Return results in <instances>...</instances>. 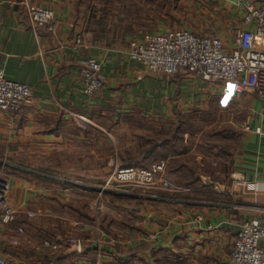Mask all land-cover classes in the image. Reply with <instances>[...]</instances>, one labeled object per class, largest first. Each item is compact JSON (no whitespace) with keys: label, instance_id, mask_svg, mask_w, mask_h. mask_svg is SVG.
Segmentation results:
<instances>
[{"label":"crops","instance_id":"1","mask_svg":"<svg viewBox=\"0 0 264 264\" xmlns=\"http://www.w3.org/2000/svg\"><path fill=\"white\" fill-rule=\"evenodd\" d=\"M117 1L124 5L123 14L116 7ZM128 1L0 0V69L8 80L31 87L35 100L17 114L0 112V172L10 180V202L19 212L11 224L0 222V257H5L8 264H66L68 255L79 256L76 264H226L241 225L264 219V107L255 94L243 96L251 103V111L237 125L233 142L228 141L218 154L220 179L213 181L217 187L200 176L194 185L178 187L168 197H162V191L152 187L148 192L153 195L144 198V205L149 204L147 212L138 211L139 218H132L130 214L135 213L127 204L142 197L109 186L108 171L104 175L101 169L80 164L87 157L93 161L100 155L96 147V152L83 147L72 154L67 149L59 151L60 161L73 154L79 161L69 172L59 173L60 181L57 175L33 170V161L45 156L46 151L57 147L60 150L72 141L82 145L100 141L110 144V152L108 147L101 151L109 167L114 162V130L127 127L122 118L130 123L138 116L157 122L151 129L158 134L162 128L172 129L179 116L204 111L213 96H226L229 91L233 95L222 82L216 85L220 91H215L195 73L150 74L131 61L126 53L129 42L154 32L146 24L132 22L133 7ZM217 1V9L229 17L224 26L220 24L228 28L227 32L221 30L217 36L230 47L235 39V31L230 30L244 15L247 0ZM31 7L53 11L54 32L32 22L28 16ZM243 28L247 27L242 21L235 30ZM78 39L81 44H76ZM85 58L101 63L105 87L95 95L86 94L79 76L80 61ZM105 112L119 120L109 125L95 119ZM136 134L144 143L141 141L139 150L128 158L138 156L151 139L148 130ZM162 152V147L157 148L148 160ZM170 154L166 158L173 159ZM170 170L181 172L182 168ZM38 198L56 209L58 214L49 216L58 219L40 221L28 216L38 215L31 208ZM85 205L94 214L87 217L79 213ZM72 207L77 211L70 219L65 214ZM98 208L103 210V216ZM112 209L115 214L109 213ZM67 225L71 229L65 234ZM119 225L121 236L116 234ZM102 227L111 240L109 244L114 245L115 240L120 247L103 248L84 240L80 255L70 245L58 251L43 247L45 240L98 235ZM18 228L24 232L19 233ZM58 228L65 232L60 233ZM47 230L58 234L51 237Z\"/></svg>","mask_w":264,"mask_h":264},{"label":"rangeland","instance_id":"2","mask_svg":"<svg viewBox=\"0 0 264 264\" xmlns=\"http://www.w3.org/2000/svg\"><path fill=\"white\" fill-rule=\"evenodd\" d=\"M126 1L129 2L128 0ZM130 2H132L130 8L133 7L131 8L133 14L130 16V18H132V22L141 23L142 25L146 24L147 26H149L148 30H153V32H158L161 30L184 29L198 34H210L216 36L220 34L219 31L226 29L227 32L228 30V28H224L223 26L224 23H226L225 20H227L229 17L221 14V10L217 9V0H131ZM123 6L124 5H122L121 2L117 1L116 7L120 9L118 10L120 11V14L124 13L122 9L124 8ZM240 16V20L233 26L234 28L230 30V33L232 31L236 32L235 27L241 24L243 15L241 14ZM221 23L223 26H220ZM160 25L161 27H163L162 29H160ZM225 35L227 36V33H225ZM225 42L228 43L227 41ZM209 83L212 85V87L215 88V91L216 89H220L219 87H216L218 82ZM243 96L235 97L230 93V91L226 94V96H224L223 94H221L219 97L213 96L206 104L204 111L198 110V112L182 116L181 121L183 123H181L182 125L179 128V136L173 143V146H175L176 149H174L173 147L172 150L170 149V144L168 145V148L170 149L169 152L173 153L169 154L171 156L174 155L173 159L166 158L164 152L163 155H156L151 160L147 159L146 162H144V166L136 164L126 165L124 163L129 160L128 157H130V153L139 150L140 142H143V139H140V134L136 133H144L146 132V130H148V132H151L149 137L155 140L170 138V128H162L160 131H158L159 133L156 134L155 129H151V126L155 123L157 124V122L145 121L138 116L135 117V119H132V123L129 122V119L122 118V122L127 127H116V131L114 130L113 134L115 135L116 141L114 144L113 165H109L108 167L105 155L101 154V151H105L106 147L109 148L110 152V144H107L105 142L102 143L100 141L95 145H82V143L80 142L75 143L72 141L71 143H69V145L67 144L61 146L60 150L59 147H57L55 150L46 151L47 154L45 156L41 155L40 158L33 161V170L42 174L49 173L57 175L56 178L58 181H60V177L58 176L60 175L59 173H62L64 171L69 172L70 169L74 168L76 162L79 161L76 160L74 154L70 158L60 161L59 151L67 149V151H72V154L76 149L81 150L82 147L84 150L92 148L93 151H95L96 149H98L100 155H98L96 159L90 161V159L87 157L85 158V160L81 161L80 164L86 167L101 169L100 171H102L104 175L106 171H108L109 179L107 184L109 186H117L121 189L129 190L132 193L131 196H138L140 198L142 197L143 200H139L138 202H130V204L126 203L127 205H129V208L132 207V209H130L129 211L135 213V215L130 214L132 215V218H139L137 212H142V210L144 212H147L148 209H146V207H148L147 205L149 204L146 202V205H144V198L147 199L150 197V195H153V193L148 192V189L152 190V187H154L155 189H158V191H162V197H168L170 194L175 193V191H172L171 189H164L159 184V181L161 180L170 181L172 186L175 189H178V187L194 185V180L196 179V177L200 176L203 180L205 179L206 182L208 181L209 184L211 183L213 188L217 187V184H215L213 181H217L220 179L218 174V154L219 152H222L221 150L224 149V146L228 141H230V143L233 142L232 139L234 138V131L237 125L239 126L240 124H242L247 119L251 111L248 107L251 103L248 100H245ZM253 98H255V96ZM95 119L100 121L101 123L109 125L119 120V118L112 116L110 112L109 114L105 112L103 116L98 115L97 117L96 115ZM132 130L135 132L132 133ZM176 154L180 155L179 160L174 159ZM159 158L164 159L167 163L165 170L157 175V182L155 185H143L133 182H120L117 180L116 173L118 169L122 167L147 169L153 163H156L158 160H160ZM210 158H212L211 161H209ZM177 161L179 164H184V166L181 167L182 171L171 172L170 169L176 167L175 164L177 163ZM191 169L192 172H190ZM166 175H168L169 178H166ZM68 178L73 179L74 177ZM206 191L208 193V196H210V190L207 189ZM85 199L86 198L84 197L83 202L86 201ZM31 208L34 209L32 211L37 210L38 212L37 216L33 215L31 217L32 219H39L40 221H43L44 219H54L55 221V219H58L55 218L57 216H49L57 215L58 213L56 209L49 207V203H45L44 198H38L37 200H35ZM75 211H77L76 207L68 208L65 215L68 218L72 219L73 217H75ZM79 211V213L87 217L94 214L93 210L87 205L83 206V208ZM98 211L100 212V216H103V210L98 208ZM115 212V209L109 210V213L111 214H115ZM130 224L135 226L133 222H130ZM120 226L121 225L118 226L119 228H116V234L118 236H121L123 232ZM65 229L66 232L63 228H60V233H63L64 231L65 234H68L67 232H69L68 230H70L71 227L67 225ZM47 231L46 234L50 235L51 237H54V235L58 234V231L55 230ZM106 236V229L102 227V229L99 228L98 235L89 237L88 235H85V237L68 235V237L66 236L65 239H71L74 241L79 240L83 244V248L84 240L87 242L90 240L89 242L91 243V245H98L103 248L107 246L113 248L116 247L115 245H119L120 247L119 242L115 241L114 239V245L109 244L111 240L108 241ZM115 239L123 241V238L121 237H118V239L116 237ZM70 246L73 245L71 244ZM75 253L77 255L81 254L76 250ZM75 256L68 255L67 259L69 262L66 264L78 263L79 256Z\"/></svg>","mask_w":264,"mask_h":264},{"label":"built area","instance_id":"3","mask_svg":"<svg viewBox=\"0 0 264 264\" xmlns=\"http://www.w3.org/2000/svg\"><path fill=\"white\" fill-rule=\"evenodd\" d=\"M28 16L34 24L54 32L53 11L31 7ZM242 21L247 28L236 30L230 47L217 35L198 34L190 30H162L144 39H132L126 53L147 73L168 76L180 71L195 73L206 82L226 84L235 97L255 94L264 107V0H247ZM76 44H81V40L78 39ZM101 68V63L96 59L80 61L79 76L86 94L95 95L105 87ZM34 102L31 87L8 80L0 69V112L14 115ZM81 121L85 122V118H81ZM166 163L160 159L147 169L122 167L116 173L117 180L155 185L156 177L165 170ZM159 184L166 190L177 191L170 181L161 180ZM10 191L9 178L0 172V222L4 225L11 224L19 214L10 202ZM28 216L32 217L33 214L28 213ZM18 232L22 234L24 229L18 228ZM71 244L77 252L83 253V244L79 240H45L43 247L58 251ZM0 264H8L7 259L0 257ZM226 264H264V219H252L241 225Z\"/></svg>","mask_w":264,"mask_h":264},{"label":"trees","instance_id":"4","mask_svg":"<svg viewBox=\"0 0 264 264\" xmlns=\"http://www.w3.org/2000/svg\"><path fill=\"white\" fill-rule=\"evenodd\" d=\"M181 118L182 117H178L174 123H173V128L170 130V138H166V139H161V140H155L153 138H151L149 140V143H148V146L143 149L140 154H138V156L136 157H132V158H129V160L127 162H124L126 165H132V164H136V165H141V166H144V162H146V160L153 154V152L157 149V148H160L162 147L163 148V154L165 152V157H168L169 156V150L172 149L173 150V147L174 149H176L175 146H173V143L175 142V140L178 138V133H179V128L180 126L182 125L181 123H183L181 121ZM172 144L170 149L168 148L169 144ZM165 149V150H164ZM173 154V153H171ZM174 156V155H172ZM179 157L180 155L176 154V156L174 157L175 160H179ZM174 163V162H173ZM178 164V165H177ZM176 167H173V169H181L182 166H184L183 163L179 164L178 161L177 163L175 164ZM190 172H192V169L190 170ZM198 177H196L197 179ZM195 179V180H196ZM194 180V181H195Z\"/></svg>","mask_w":264,"mask_h":264}]
</instances>
